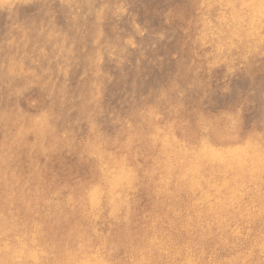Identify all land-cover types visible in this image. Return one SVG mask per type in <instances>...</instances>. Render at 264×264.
Listing matches in <instances>:
<instances>
[{"label":"rangeland","instance_id":"obj_1","mask_svg":"<svg viewBox=\"0 0 264 264\" xmlns=\"http://www.w3.org/2000/svg\"><path fill=\"white\" fill-rule=\"evenodd\" d=\"M263 9L264 0H0V264L52 261L50 250L37 258L15 246L19 233L29 232L33 241L26 244L35 248L38 222L70 210V191L47 184L54 168L84 194L97 189L85 183L99 167L109 176L119 174L117 168L123 172L126 187L114 197L120 195L128 230L129 219L145 215L153 196L156 157L172 162L178 152L169 142L172 134L233 117L243 129L239 141L247 142L239 149L258 153L264 147ZM191 137L199 147L212 143V136ZM106 158L124 166L109 170ZM195 163L200 170L194 186L202 197H187L211 207L223 200L235 206L230 219L216 226L182 209L190 221L185 234L215 227L220 237L240 240L242 227L264 228L263 166L247 196L238 173L222 178ZM167 169L164 185L173 188L176 174ZM25 175L32 176L26 181ZM211 186L228 191L209 192ZM29 195L35 196L30 204ZM240 201L254 203L256 217L240 219ZM17 214L28 220L27 228L15 224ZM255 242L249 245L261 249ZM199 248L187 243L193 257L188 264L200 262ZM255 257L248 253L245 264H254ZM257 258L261 264L264 254Z\"/></svg>","mask_w":264,"mask_h":264},{"label":"bare ground","instance_id":"obj_2","mask_svg":"<svg viewBox=\"0 0 264 264\" xmlns=\"http://www.w3.org/2000/svg\"><path fill=\"white\" fill-rule=\"evenodd\" d=\"M252 6L254 5L252 4ZM255 11L257 10L255 9ZM257 12L259 13V10ZM256 15L258 14L254 16ZM223 119L226 122L225 124H222L223 121L222 123H212V128L215 130L212 134V143H207L206 146L201 145L199 147L198 140L193 139L187 131L182 132L183 135L180 136H177L175 133L171 135L169 142H172L174 150H178V152L172 158L170 156L173 160L172 162L168 161V156L156 157L158 163L154 164V168L158 180L154 181L156 184L152 188L153 196L143 212L145 215H140L136 212L132 215L133 218L129 219L128 230L124 227V217L120 215V195L117 194L114 197L117 192L122 191L126 187V175L123 172L117 168L119 174L116 173L109 176L107 174L109 173L108 171L106 173L103 167L101 169L99 167L95 175L93 174L94 180L85 183L86 187L95 185L97 189H93L92 187L91 192L84 194L77 183L75 186L71 185L67 176L62 174L63 171L57 172L54 168L47 180V184L52 186H58L57 184H59V186L65 187L70 191L71 204L67 208V210H70L62 217L55 216L46 221L41 219L38 222L39 233L37 240L34 241L36 243L35 248L26 244V240L33 241L30 236L27 237L30 234L29 232H18L19 235L17 237L20 238V241H18L15 249L19 250L22 255H36L37 258L42 257L46 251L50 250L53 253L52 261L42 262L41 264H188L186 261L193 258L187 249V243L190 241L200 246L198 252L202 256L200 257V262L196 264H245V258L248 253L256 256L254 264H257V256L264 254V228L261 225L259 227L251 226L249 230L245 229L244 231L242 227L239 232V235H241L240 240L228 238L227 236L220 237L215 227L212 230H203L200 227L199 230L190 234H185L183 228L184 225L190 226V221L183 219L185 216L182 209L189 208L197 215V219L211 221L212 226H216L222 223L225 224L230 219L229 213L233 211V207L235 206L231 200L219 201L215 203L214 207H211L205 202L194 201L188 198L190 195H197L199 193L195 189L197 186H194L197 183L196 172L200 168L195 163L197 160L199 162L202 161L203 165L211 169L213 174L217 173L222 178H225V174L238 173L240 192L241 194L247 193V196L251 192L249 187L254 188L252 187L253 183L257 179H260L259 167L263 166L264 168V147H261L258 153L248 151V146L239 149L238 146L245 142L239 141L244 135V133L240 132L243 131L241 123L239 124L236 118L233 117H231V120L228 118ZM230 122H235L234 127L231 126ZM244 138L250 141V138L247 136H244ZM216 143L219 145V148H215ZM210 150H214L213 154L210 153ZM226 150L227 152H225ZM103 161V164L107 165H104L105 167L110 166L109 170L122 163L120 161L115 162L109 158ZM166 161L170 164L165 163ZM167 168L175 171L174 173L176 174L175 182L177 184L173 188H168L164 185L166 181L164 180V176L170 174ZM31 176L28 175L26 181ZM76 181L78 182L77 178ZM185 182H189L194 188L181 186ZM207 189H209V192H214V190L228 191V188L222 186L215 189L211 186V188ZM79 193L86 196H81ZM93 193H99V195L93 198ZM197 197H202V195L198 194ZM33 199H35V196L29 195L27 198L28 203H32ZM254 206L255 204H252L251 201L247 203L240 201L239 212L237 213L238 217L240 219L248 218L249 216L256 217L251 211ZM164 220H166L164 225L167 233L161 231L162 227L160 223ZM15 224L19 227L27 228L28 220L17 214L15 215ZM252 229L259 231L253 232ZM128 233L129 236H126ZM255 241H257L261 249H255L249 245L250 243H256ZM262 244L263 246H261ZM34 263L36 264V259ZM261 264H264V261Z\"/></svg>","mask_w":264,"mask_h":264},{"label":"snow or ice","instance_id":"obj_3","mask_svg":"<svg viewBox=\"0 0 264 264\" xmlns=\"http://www.w3.org/2000/svg\"><path fill=\"white\" fill-rule=\"evenodd\" d=\"M214 131L215 130L212 128V125L207 121H202L197 126L190 127L187 130L189 134L195 137L207 136L208 138H211ZM97 195H99V193H93V198Z\"/></svg>","mask_w":264,"mask_h":264}]
</instances>
